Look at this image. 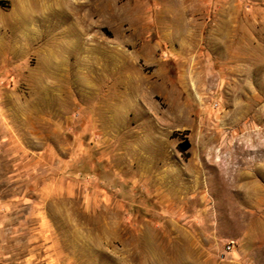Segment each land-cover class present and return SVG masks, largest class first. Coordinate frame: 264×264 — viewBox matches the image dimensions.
I'll list each match as a JSON object with an SVG mask.
<instances>
[{"label": "rangeland", "instance_id": "1", "mask_svg": "<svg viewBox=\"0 0 264 264\" xmlns=\"http://www.w3.org/2000/svg\"><path fill=\"white\" fill-rule=\"evenodd\" d=\"M0 264H264V0H0Z\"/></svg>", "mask_w": 264, "mask_h": 264}, {"label": "trees", "instance_id": "2", "mask_svg": "<svg viewBox=\"0 0 264 264\" xmlns=\"http://www.w3.org/2000/svg\"><path fill=\"white\" fill-rule=\"evenodd\" d=\"M187 147H188V145H187V143H185L184 147H182L181 150H182V151H183V150H186Z\"/></svg>", "mask_w": 264, "mask_h": 264}, {"label": "crops", "instance_id": "3", "mask_svg": "<svg viewBox=\"0 0 264 264\" xmlns=\"http://www.w3.org/2000/svg\"><path fill=\"white\" fill-rule=\"evenodd\" d=\"M60 186H58V188H59Z\"/></svg>", "mask_w": 264, "mask_h": 264}]
</instances>
